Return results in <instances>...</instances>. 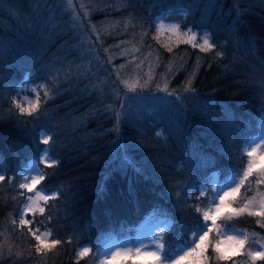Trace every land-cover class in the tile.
<instances>
[{
  "label": "trees",
  "instance_id": "16d2710c",
  "mask_svg": "<svg viewBox=\"0 0 264 264\" xmlns=\"http://www.w3.org/2000/svg\"><path fill=\"white\" fill-rule=\"evenodd\" d=\"M72 3L79 21L67 0H0V174L11 178L22 170L27 175L38 162L48 177L42 182L47 194L60 195L43 205V216L35 214L33 227L51 229L53 238L64 242L30 256L33 239L13 231L10 223L18 220L23 204L18 181L0 182V264H94L101 243L134 236L153 222L149 218L158 207L176 219L187 215L194 224L190 209L173 210L174 192L182 189L172 186L183 181L198 195L213 173L219 183L226 181L233 161L246 162V157L239 160L244 140L260 134L264 0ZM159 17L177 20L183 28L207 29L225 55L157 39ZM149 73V87L130 91L122 83H143ZM189 79L194 93L184 90ZM43 84L50 98L39 121L18 117L15 110L9 114L10 97L34 96L32 89ZM165 84L188 98L177 102L162 90ZM121 103L127 116L117 124L114 112L121 111ZM41 131L53 137L50 145L39 143ZM44 147H50L57 165L43 163ZM203 157L214 164L201 166ZM232 225L252 229L256 223L242 217ZM83 246L92 252L77 262Z\"/></svg>",
  "mask_w": 264,
  "mask_h": 264
},
{
  "label": "snow or ice",
  "instance_id": "6c2138e0",
  "mask_svg": "<svg viewBox=\"0 0 264 264\" xmlns=\"http://www.w3.org/2000/svg\"><path fill=\"white\" fill-rule=\"evenodd\" d=\"M68 9L72 11L75 20L80 17L75 11L72 0H67ZM187 11L185 12V15ZM88 15L87 12L84 13ZM239 13L237 16L239 18ZM75 27V25H74ZM94 27V26H93ZM155 27V26H154ZM179 24L172 25L167 30L174 33L177 43L190 44L193 48H198L204 53L215 51L217 57L225 55L218 49V45L213 41L211 34L204 32L201 34V42H197L198 33L188 28L181 32ZM165 26L159 25L158 36L163 34ZM99 34L97 33V37ZM123 43V41H121ZM239 43V41H237ZM88 44L94 47V42L89 39ZM168 51L171 47L165 45ZM72 69L66 72V77L71 75ZM59 73L57 72V75ZM55 78L50 83L55 86ZM152 76L149 73L148 79L143 83L139 79L134 82L122 81L124 86L130 91L138 88H146L152 84ZM159 90L160 85L156 84ZM169 97L175 98L177 102L188 97H181L175 89L169 91L165 84L163 89ZM185 92H195L191 86V80L187 81ZM34 98L28 97L9 98V114L13 113L18 117H28L30 119L40 120L42 109H44L50 98L48 84L38 85L32 89ZM43 95V98H42ZM19 97V93H17ZM121 111L114 112L116 123L121 122V116H127L123 111L124 104H120ZM26 123L28 121H25ZM260 135L244 140L243 149L239 153V160L246 157L243 165L239 161H233L232 167L227 171L229 173L226 181L219 183L216 180L217 173H213V179L206 184L199 186V194L193 195V189L183 181H176L173 189H182L175 191V200L173 203L174 211H184L190 209L196 217V222L190 223L187 215L176 219L171 212L165 209L157 208L149 218L154 222V227L149 230H137V236L127 241L114 242V245L106 246V249L97 248L96 255L93 256L94 264H257L258 261H264V236L258 232H249L245 229H236L232 221L236 218L254 217L255 223L264 229V117L260 118ZM118 130V129H117ZM39 135L42 140L39 143L50 145L53 137L46 131H41ZM157 136L161 133L157 132ZM50 147L41 149V159L43 163L51 168L59 163L58 160L49 157ZM231 148L225 145L224 154L232 159ZM214 161L211 157H203L201 166H212ZM3 166L0 164V172ZM35 174L24 175V172L18 171L15 177H6L0 174V182L18 181L15 184L19 191V197L23 198L22 207L18 211V220L13 218L10 223L13 231L20 235H29L33 239V244L28 249V254H47L64 243L60 239L53 238L54 233L51 229L40 231L39 227H33L35 214L39 212L42 216L45 214V206L50 200L57 199L59 192L46 194L47 190L43 187L48 177L38 167L34 168ZM103 188H101V192ZM15 200L16 197H13ZM189 200L195 201L189 203ZM31 214L33 219H29ZM46 219L52 220L51 215ZM176 225V227H173ZM27 230L26 233L24 230ZM169 239H165V234ZM71 243V238L67 241ZM92 248L83 246L76 253L77 262L89 256ZM4 254V248L0 246V255ZM8 254L12 255L11 247L8 248Z\"/></svg>",
  "mask_w": 264,
  "mask_h": 264
},
{
  "label": "rangeland",
  "instance_id": "374dc122",
  "mask_svg": "<svg viewBox=\"0 0 264 264\" xmlns=\"http://www.w3.org/2000/svg\"><path fill=\"white\" fill-rule=\"evenodd\" d=\"M155 24H156V32H157V34H158L159 25L163 24L165 26V30L163 31V34H159V37L162 38V39L165 38L168 43H172L173 41H176L175 34L167 30L168 28H170L172 25H175V24H179L181 26V29H180L181 32L187 31L188 28H191L193 31L197 32L198 33L197 42H201L200 36H201L202 33H204V32L210 33V31H208L207 29L198 30V29H194L192 27L183 28L181 22H179L177 20H167V19H164V18H161V17L156 18ZM26 97H28L29 99H33L34 98V96H26ZM35 167L39 168L37 161L31 163L27 175L35 174V171H34ZM216 180H217V176H216ZM261 190L264 191V187H262ZM152 227H154V222H152L149 225H146L143 229L144 230H149ZM245 230H247L249 232L255 231V232L260 233L261 236H264V229H261L257 224L252 229H245ZM136 236H137V233L134 236H132V237H122V238L109 239V240H106L105 242L101 243L99 248L106 249V246H108L109 249H110V246L114 245V242L127 241V240H130V239H134ZM241 264H244V260H241ZM257 264H261V263L257 262Z\"/></svg>",
  "mask_w": 264,
  "mask_h": 264
}]
</instances>
